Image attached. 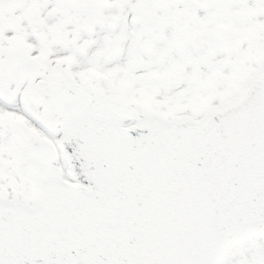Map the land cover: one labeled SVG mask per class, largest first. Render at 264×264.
<instances>
[{
	"label": "snow or ice",
	"instance_id": "snow-or-ice-1",
	"mask_svg": "<svg viewBox=\"0 0 264 264\" xmlns=\"http://www.w3.org/2000/svg\"><path fill=\"white\" fill-rule=\"evenodd\" d=\"M0 264H264V0H0Z\"/></svg>",
	"mask_w": 264,
	"mask_h": 264
}]
</instances>
